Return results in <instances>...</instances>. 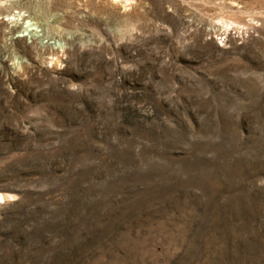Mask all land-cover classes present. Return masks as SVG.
Returning a JSON list of instances; mask_svg holds the SVG:
<instances>
[{
	"label": "rangeland",
	"instance_id": "1",
	"mask_svg": "<svg viewBox=\"0 0 264 264\" xmlns=\"http://www.w3.org/2000/svg\"><path fill=\"white\" fill-rule=\"evenodd\" d=\"M0 264H264V0H0Z\"/></svg>",
	"mask_w": 264,
	"mask_h": 264
}]
</instances>
